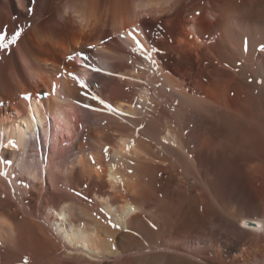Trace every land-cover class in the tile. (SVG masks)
<instances>
[{
	"label": "bare ground",
	"instance_id": "bare-ground-1",
	"mask_svg": "<svg viewBox=\"0 0 264 264\" xmlns=\"http://www.w3.org/2000/svg\"><path fill=\"white\" fill-rule=\"evenodd\" d=\"M29 6L0 0V264H264V0Z\"/></svg>",
	"mask_w": 264,
	"mask_h": 264
},
{
	"label": "snow or ice",
	"instance_id": "snow-or-ice-1",
	"mask_svg": "<svg viewBox=\"0 0 264 264\" xmlns=\"http://www.w3.org/2000/svg\"><path fill=\"white\" fill-rule=\"evenodd\" d=\"M37 3V0H30V6L28 7L27 11L29 15H33L34 9L31 5H35ZM195 15L197 17H199L201 14L200 12H196ZM29 27H31V25H29ZM24 29L23 28H17L15 31H13L12 33H8L6 29L0 30V51H7L9 54H11V49L12 47L16 46L18 44V41L21 37V35L23 34ZM121 38H123V34H120ZM128 37L131 38L133 40V42L135 43V48L133 49V51H140L143 52L144 51V46L141 43V41L137 38L136 35V30L133 29L131 31H129L127 33ZM101 43H103V41H101ZM90 48H94L95 45H89ZM245 50H247L246 46H245ZM261 52H264V45H261L260 49ZM80 55L83 61H87V56H84L82 53H75L73 55H69L66 57V59L68 61H73L76 59V56ZM149 60H151V56L149 55L147 57ZM153 63H155V61H152ZM83 67H89V65H87L86 63L82 64ZM93 72H99L100 69L98 68H92ZM65 73H61V76H63ZM74 82L79 84V87L81 90L85 89L87 87V84L85 83L84 80L79 79L74 73L72 72H67L66 73ZM109 75H111V73H109ZM60 78V77H58ZM251 82V81H250ZM56 93V85L53 84L52 85V94L54 95ZM22 99L26 100V101H30L33 97L31 95V93H25L22 95L21 97ZM90 99L92 100H97L100 104H103L105 106V108L109 111V112H115L116 110L109 104L105 103V101L101 100L99 97L96 96H92L90 97ZM3 106V102L0 101V107ZM83 107L88 108V105H83ZM93 110H98V109H93ZM12 147H15V145L13 144ZM105 153H107L108 149L104 150ZM5 163H11L10 161L5 160ZM93 163H95V161L93 160ZM132 211L135 212L136 209L132 208ZM109 223L111 224V221L109 220ZM113 228H118L119 225L116 224H112L111 225ZM153 227H155V225H153ZM244 227H247V225H244ZM24 264H28V261L25 260Z\"/></svg>",
	"mask_w": 264,
	"mask_h": 264
},
{
	"label": "rangeland",
	"instance_id": "rangeland-1",
	"mask_svg": "<svg viewBox=\"0 0 264 264\" xmlns=\"http://www.w3.org/2000/svg\"><path fill=\"white\" fill-rule=\"evenodd\" d=\"M78 114H80V113H78ZM47 144H48V142H47ZM69 146V143L67 142V143H65V144H63V147L64 148H67Z\"/></svg>",
	"mask_w": 264,
	"mask_h": 264
}]
</instances>
